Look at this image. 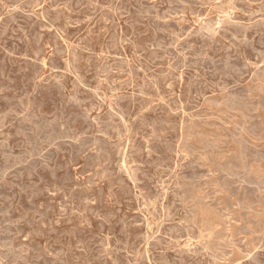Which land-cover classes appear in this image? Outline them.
Listing matches in <instances>:
<instances>
[{
    "label": "rangeland",
    "instance_id": "1",
    "mask_svg": "<svg viewBox=\"0 0 264 264\" xmlns=\"http://www.w3.org/2000/svg\"><path fill=\"white\" fill-rule=\"evenodd\" d=\"M0 264H264V0H0Z\"/></svg>",
    "mask_w": 264,
    "mask_h": 264
},
{
    "label": "bare ground",
    "instance_id": "2",
    "mask_svg": "<svg viewBox=\"0 0 264 264\" xmlns=\"http://www.w3.org/2000/svg\"><path fill=\"white\" fill-rule=\"evenodd\" d=\"M131 180V179H130Z\"/></svg>",
    "mask_w": 264,
    "mask_h": 264
}]
</instances>
